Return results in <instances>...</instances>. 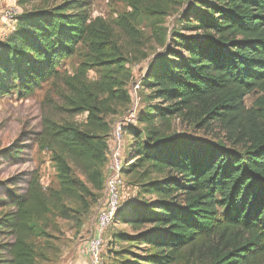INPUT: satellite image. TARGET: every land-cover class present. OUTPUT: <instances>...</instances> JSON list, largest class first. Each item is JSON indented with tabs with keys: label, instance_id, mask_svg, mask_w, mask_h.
<instances>
[{
	"label": "trees",
	"instance_id": "obj_1",
	"mask_svg": "<svg viewBox=\"0 0 264 264\" xmlns=\"http://www.w3.org/2000/svg\"><path fill=\"white\" fill-rule=\"evenodd\" d=\"M110 1L124 2L128 10L115 19L91 20L63 13L67 6L21 10L14 30L0 40V96L16 90L26 98L47 84L67 116H43L34 139L39 150L51 153L58 188L45 190L33 170L14 208L0 218L12 236L8 264H37L35 240L48 237L44 230L68 210L65 202L86 209L89 189L101 188L110 131L106 116L130 107L128 64L147 57L139 26L145 18L161 21L174 5ZM188 16V29L200 36H183V51L173 53L171 63L152 68L150 59L141 82L143 87L148 79L145 87L159 108L138 111L135 122L123 127L125 134L144 124V138L134 132L122 176L132 163L129 170L147 179L143 189L155 200L148 205L124 195L117 213L128 209L124 222L137 234L126 239L147 248L143 256L116 251L107 264H264V0H207L204 10ZM80 44L89 59L72 74L61 73L57 66ZM168 45L159 57L170 56ZM91 68L102 69L98 79H88ZM251 93L257 95L247 107ZM83 114L82 122L72 121ZM176 120L207 132L217 127L241 150L176 137ZM110 246L118 248L116 241ZM104 256L105 251L101 264Z\"/></svg>",
	"mask_w": 264,
	"mask_h": 264
},
{
	"label": "rangeland",
	"instance_id": "obj_2",
	"mask_svg": "<svg viewBox=\"0 0 264 264\" xmlns=\"http://www.w3.org/2000/svg\"><path fill=\"white\" fill-rule=\"evenodd\" d=\"M173 2L174 5L169 14L161 21L157 22L155 19L145 18L139 26L145 34L141 49L146 52L147 57L129 63L128 67L132 76L129 87L130 92L133 85L138 84L136 94H132L131 105H136V112L139 111L140 114L147 113L152 108H159L158 103L153 99V92L145 87L148 79L145 80L143 87L141 86L148 61L153 59L152 68H157L164 61L171 63L172 60L176 59L173 57V53L179 52L180 54L183 51L178 45L183 36H200L195 31L188 29L193 25L188 21L190 20L188 14L191 10H204L207 0H173ZM1 4L7 8L18 6L24 12L67 6L68 8L64 9L63 13L72 15L75 18L84 17L87 20L95 17L115 19L119 14L128 10L126 3L110 0H27L23 4H18L17 0H1ZM15 24L0 20L1 41H4L11 34ZM169 43L172 50L170 56L168 58L159 57L164 53ZM88 59L87 50L80 44L77 46L76 53L62 61L57 68L61 73L70 75L79 67L81 62ZM102 72V69L91 68L87 71V77L91 81L96 80ZM256 95V93H251L245 97L244 102L247 107L251 105ZM59 106V99L51 92L50 85L47 84L26 98H20L16 90H13L8 96H0V218L14 208V199L25 191L27 180L33 170L37 172L35 174L37 181L45 190L58 188L57 170L51 160V153L47 149L39 150L38 146L34 144V139L39 132L43 116L48 121L67 119ZM84 116L85 114L76 116L72 118V121L82 122ZM117 117L115 114L106 116V120L110 124L105 149L106 162H108V152L111 146V126ZM136 131L140 132V138L143 140L144 124L133 126L132 131L128 130L124 134V156L128 147L133 144L134 132ZM173 131L176 137L194 143L212 144L241 150L240 146H234L231 142H228L224 137V132L217 127L207 132L196 128L193 124L181 123L176 120L173 122ZM9 148L11 149L9 150ZM15 150L19 151L15 152ZM12 151H14V154H12ZM130 164L132 163L129 162V165L125 167L123 174L128 185L125 197H138L140 201H144L149 205L155 198L143 189L147 179L139 178V170L130 171ZM106 175L107 170L105 167L101 188L99 190L96 187L89 189L88 208L83 209V206L68 199L65 202L68 210L56 214L49 228L44 230L45 234L51 237L40 236L35 240L37 264L75 263L78 250H82L87 238L93 233L95 214L104 197ZM157 178V175L148 177L150 180ZM127 216L128 209L120 210L105 235L104 264L115 259L116 255L114 253L122 249H128L131 254L136 256L144 255L147 245L137 244L133 240L126 239L127 236L133 238L137 234L124 222V218H127ZM11 241L12 236L0 223V264H8L9 259L6 248ZM115 241L117 249L110 246V243Z\"/></svg>",
	"mask_w": 264,
	"mask_h": 264
},
{
	"label": "built area",
	"instance_id": "obj_3",
	"mask_svg": "<svg viewBox=\"0 0 264 264\" xmlns=\"http://www.w3.org/2000/svg\"><path fill=\"white\" fill-rule=\"evenodd\" d=\"M20 12L21 9L18 6L7 8L1 4L0 0V20L13 24ZM137 88L138 84L133 85L131 94L135 95ZM136 113V105L132 104L114 120L111 126V146L106 164L104 197L95 214L93 233L87 238L85 246L82 248V253L86 255L88 264H101L106 231L112 225L125 195L126 184L121 173L124 165L123 127L135 122Z\"/></svg>",
	"mask_w": 264,
	"mask_h": 264
},
{
	"label": "crops",
	"instance_id": "obj_4",
	"mask_svg": "<svg viewBox=\"0 0 264 264\" xmlns=\"http://www.w3.org/2000/svg\"><path fill=\"white\" fill-rule=\"evenodd\" d=\"M77 258L74 264H88V260L85 254L82 253V250H78Z\"/></svg>",
	"mask_w": 264,
	"mask_h": 264
}]
</instances>
